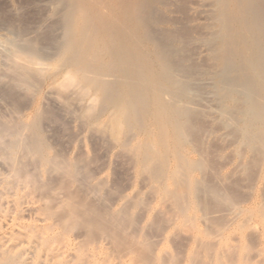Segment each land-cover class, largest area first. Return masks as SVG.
<instances>
[{"label":"bare ground","instance_id":"1","mask_svg":"<svg viewBox=\"0 0 264 264\" xmlns=\"http://www.w3.org/2000/svg\"><path fill=\"white\" fill-rule=\"evenodd\" d=\"M35 2L37 28L3 17L2 93L28 113L0 120V264H264V0ZM47 90L192 235L159 248L172 218L138 226L139 193L115 209L94 147L52 152Z\"/></svg>","mask_w":264,"mask_h":264},{"label":"rangeland","instance_id":"2","mask_svg":"<svg viewBox=\"0 0 264 264\" xmlns=\"http://www.w3.org/2000/svg\"><path fill=\"white\" fill-rule=\"evenodd\" d=\"M3 1H4V3H3ZM3 1L0 0V2H1L0 3V5H1V7H0L1 8L0 9V86H1L0 87V120L2 118H5V117H6L5 119H9V114H11V113H13V114H11L10 117L12 118L13 116H15V117H13V119L15 118V120L16 119L18 120V118L20 119V117H23V116L27 115V113H28V109H27L28 104H26L27 100H24L23 101L24 103H21V104L22 105L26 104L25 105L26 106L25 109H24V105L23 106L21 105L22 107H20L18 110L13 112V110H11L12 106L9 105V104H11V102L9 100H7L3 96V93H2V88H3V85H4L3 83H5V81H6L5 77L8 75L7 73L9 72L8 69L6 70V68L8 66L5 67V65H7V62L5 60V54H6L5 53V50H6L5 48H7L8 44L10 43V40L12 38V36L9 33V30L7 28V25L5 27L6 23H4V19L5 18H3V17H5L4 15H7V17H10L12 15V13L14 14V12H18L19 15H22V16L24 15L23 17H25L27 19V21H29V22L32 19H36L37 23L33 22L35 20H32V22L34 24H37V25H34L32 22L31 23H32V27L37 28V26L42 24V22H43L42 19H44L43 17L45 16V14L43 15V13H46V12L42 11L43 12V13H41L42 16H41V14H39V15L37 14L36 8H38V7H37V4H36L35 0H24V1L23 0H3ZM26 1H27V3H26ZM29 1L31 2V4L28 3ZM37 3L38 4L40 3L39 4L40 7H41V5H44V3L42 1L37 2ZM3 4H4V6H3ZM6 5H8V6H6ZM27 7H28V10H26ZM8 9L10 10L9 12H7ZM34 10H36V11H35V13H32V14L35 15V16H32L31 12H34ZM28 11L29 12L31 11L30 14H29L30 16L28 15V13H29ZM2 12H3V14H1ZM6 12L9 13V14H5ZM12 17H11V19H13ZM13 20H15V17H14ZM2 29H4V31ZM6 37H7V39H6ZM2 40H4V42ZM1 52H3V53H1ZM2 55H4V56H2ZM1 57H3V58H1ZM3 67L5 69L1 70V69H3ZM56 68L57 67H53L50 70L51 73L57 72L58 68L57 69ZM4 73H6L5 74L6 76L4 75ZM2 80H3V82H1ZM48 93H49V90H47V93H46V91L44 93V94H46L45 96L47 97L46 98L47 99L46 102L51 104L54 107L56 106L55 109L57 110V113H58L57 115H59L58 116V118H59L58 119V124H54V125L53 124H46L47 126L46 125L44 126L45 127L44 128V131H45L44 133H45V135L47 137L46 139L48 141V144H50L51 148L53 149L52 152L55 151L57 153H60V155L63 156L64 158H67L69 156L70 159H75L76 157L78 158L79 156L86 155V154L89 155V156H92L93 155V149H94V151L96 152L97 156L99 155L98 156L99 162H97L98 164L95 165V166L94 165L90 166V170H93L92 171L93 172V179L91 181V184L95 185L97 183H102V184L105 185L106 188L109 187V186H111V187H116V186L120 187V189L123 191L122 192V194H123L122 196H124V197H123V199L118 198V197L117 198L115 197V199H113V206H114L115 209L120 207V205L125 201L124 200L125 197L132 198L135 195L139 196V194H141L139 197H142L145 200V202H146L145 208L148 207L147 210L150 209V211H147V213L146 212H140L141 214L139 213V215L137 214L138 215L137 216V221L139 223L138 226H142V225L146 224L147 220H151L153 218V216L155 217V215L156 216L158 215L159 217L161 216L160 218H162V219L165 217L164 218L165 221L168 220L167 218L171 217L172 214L168 210V207H167L166 203L163 202L164 203L163 204L161 202L162 199L154 198L153 196H149V194L146 193V191H147L146 189L147 188L145 187V184L143 185V183H141V181L139 179H135L134 172H133L131 167H129L127 165H122V163L120 162L119 158L116 157L115 153H117V151L116 152H115V150L106 151L104 148H102L98 144V141H96L97 145L94 146L96 144L94 139H96V138L93 135H91V133H89L88 130L84 126L80 125L75 119H73V117L70 118L66 113H64L65 111L62 108L61 103L58 102L59 100H57L56 97H54L53 95H50L51 96L50 97ZM50 98H52V99H50ZM7 105H9L10 107L8 108ZM9 110L12 111V112L9 113ZM64 114H66V115H64ZM17 115H18V118H16ZM60 121H62V122L59 125ZM62 123H64L65 124L64 126H66V127H64ZM61 126H63L65 129L66 128L67 129L65 130V129H63V127L61 128ZM91 143H93V144H91ZM208 152H211V149H209ZM222 161H224V160H222V159L221 160L217 159V161L215 160L214 166L215 167H220L221 164H224V162L222 163ZM91 167H93V168H91ZM114 176H119L121 178L116 183L117 185H114L115 184L114 183L115 182V177ZM145 194H148V195H145ZM167 211H169V213ZM148 214L152 215V216L150 215L151 219L148 218L149 217ZM171 218H172V222L174 224L173 226L174 227L176 226L177 228L175 227L176 228L175 230H171V228L168 227L166 229L167 231L166 232L164 231V233L161 234V237L160 236H159V238L157 237V240H158L157 243L160 242V244H161V247L159 246L160 244H158V247L161 248V249H163L162 247H164L163 250H165V251H170L171 248L173 249L172 245L169 242L167 243L168 240L166 239V236H168L169 233L175 231L182 238L189 237L190 235H192V228L190 226H187V225H184V224H181V223H176V222L173 221L174 220L173 217H171ZM171 218H169V219H171ZM169 221H171V220H169ZM172 222H170L168 224L172 225ZM209 227H210L209 223L206 220L202 219L201 222H200L201 230H209L208 229ZM210 230L212 231V234H214V235L210 236L209 240L216 241L217 240V238H216L217 230H214L212 228Z\"/></svg>","mask_w":264,"mask_h":264}]
</instances>
